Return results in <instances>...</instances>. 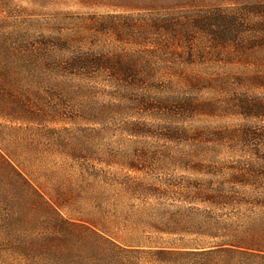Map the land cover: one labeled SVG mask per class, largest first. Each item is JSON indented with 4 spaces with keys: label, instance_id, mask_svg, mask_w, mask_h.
Segmentation results:
<instances>
[{
    "label": "rangeland",
    "instance_id": "374dc122",
    "mask_svg": "<svg viewBox=\"0 0 264 264\" xmlns=\"http://www.w3.org/2000/svg\"><path fill=\"white\" fill-rule=\"evenodd\" d=\"M255 2L264 0H1L0 16L19 18L17 27L31 32L53 27L66 34L90 29L106 14L143 27L148 23L141 19L162 14L194 16ZM151 32H126L122 44L103 36L130 61L153 68L140 92L112 96L98 85L82 94L77 83L36 79L22 88L36 109L29 110L30 121L21 117L24 110L0 107V151L60 215L2 205L0 264H187L193 260L151 251L157 243L196 237L168 232L176 212L183 214L185 230L198 222L196 215L186 216L190 207L220 218L238 209L240 215L230 218L237 223L250 214L245 205L199 200L264 192V143L240 138L257 121L238 107L241 99L264 97V88L247 81L236 62L228 63L229 50L183 65L185 50L175 57L152 47L157 33ZM81 224L135 250L112 255L108 243Z\"/></svg>",
    "mask_w": 264,
    "mask_h": 264
},
{
    "label": "trees",
    "instance_id": "16d2710c",
    "mask_svg": "<svg viewBox=\"0 0 264 264\" xmlns=\"http://www.w3.org/2000/svg\"><path fill=\"white\" fill-rule=\"evenodd\" d=\"M101 18L93 22L91 28L88 26L90 29L65 34L64 30L53 27L31 32L21 28L22 25L17 27L19 18L0 16V107L6 104L10 110H24L21 117L30 121L29 110L36 109L22 93V88L36 79L71 83L73 87L77 83L75 90L82 94H89L98 85L106 94L119 97L144 90L153 68L141 65L138 59L130 61L121 46L108 44L103 39V36H111L122 44L128 36L126 32L132 31L143 34L152 30L154 36L156 32L157 40L150 39L152 47L157 45L175 57L179 56L176 55L178 50H185V56H181L183 65L197 64L213 54L229 50L228 63L236 62L234 65L246 70L243 76L247 81L264 88V2L209 8L194 16L177 12L162 14L154 20L141 19L148 23L143 27L140 22L129 24L125 16L119 14H106ZM33 24L27 23V26L34 27ZM197 36L202 38L200 43ZM238 75V79L243 80L242 74ZM240 103L239 114L257 121L240 138L249 142L254 140V145L259 146L264 143V97L253 101L241 99ZM7 185L15 190H10ZM219 199L199 201L213 205H245L250 214L245 215L246 220L237 223L230 218L240 215L238 209L220 218L221 215L190 207L185 210L186 216L196 215L198 222L192 230H185L188 228L182 224L184 216L178 211L174 226L168 232L196 237L186 242L181 238L167 244L157 243L151 251L161 257L193 260L187 264H264V192ZM2 205L42 209L60 216L57 207L0 151V207ZM248 218L257 219L250 221ZM63 221L69 224L67 220ZM81 225L98 240L108 243L112 255L135 250L132 245L118 243L94 226ZM114 263L124 264L121 261Z\"/></svg>",
    "mask_w": 264,
    "mask_h": 264
}]
</instances>
